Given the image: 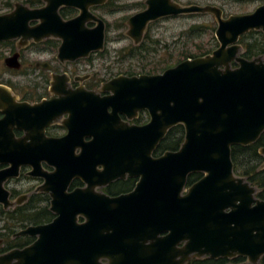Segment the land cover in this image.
I'll list each match as a JSON object with an SVG mask.
<instances>
[{
	"label": "water",
	"instance_id": "water-1",
	"mask_svg": "<svg viewBox=\"0 0 264 264\" xmlns=\"http://www.w3.org/2000/svg\"><path fill=\"white\" fill-rule=\"evenodd\" d=\"M44 1L41 8L17 2L12 11L0 14V40L57 36L62 39L60 58L69 59L102 48L101 28L89 30L83 23L95 18L89 7L106 0ZM145 3L128 19L127 35L135 43L151 22L208 13L216 21L218 46L158 74L115 77L104 84V91L111 92L108 95L82 91L87 131L96 124V111H100L98 118L103 114L104 131L97 140L104 148V181L125 172L139 176V180L127 194L111 197L104 193L97 198L96 194H86L87 201L97 200L98 211L103 213L105 228L100 238L88 235L85 225H76L74 218L64 231L53 230L54 224L31 225L19 234H38L37 239L23 248L0 253V264H185L206 254L247 255L250 264H262L264 200L256 198L255 187L234 172L231 146L253 143L264 130V62L260 57L241 56L238 43L239 37L251 29L264 33V4L252 12L225 17L214 4L183 5L175 0ZM61 6L77 8L79 14L63 20L58 13ZM34 19L39 22L29 26ZM233 62L237 64L234 67ZM66 100L51 98V108H66ZM143 109L150 115L143 125H128L119 117L122 113L132 118ZM59 113H51V118ZM176 125L184 128L180 147L152 156ZM259 152L264 156V146ZM0 160L11 163L10 173L0 170V202L7 206L3 181L33 157L0 155ZM51 160L62 173L63 156H52ZM193 172H203L204 176L185 190L187 176ZM74 195L79 200L67 202L65 194L64 202L57 200L63 211L87 209L83 192ZM95 210L96 204L91 211ZM75 229L82 231L79 234ZM164 231L167 233L159 236ZM100 258L107 262L101 263Z\"/></svg>",
	"mask_w": 264,
	"mask_h": 264
},
{
	"label": "flooded vegetation",
	"instance_id": "flooded-vegetation-1",
	"mask_svg": "<svg viewBox=\"0 0 264 264\" xmlns=\"http://www.w3.org/2000/svg\"><path fill=\"white\" fill-rule=\"evenodd\" d=\"M127 1L106 0L102 4L89 7V11L95 18H88L83 25L89 30L101 28L103 46L90 51L86 56H78L75 59L65 56L60 58L59 49L62 39L53 35L39 40L23 36L0 40V155L21 154V156L33 157L31 162L21 163L15 171L13 170L16 173L13 172L14 174L8 176L2 183L3 188L8 192L7 203L9 204L5 206L4 202H0V253L13 248H23L34 242L38 234H19L28 226L54 224L53 230L64 231V228L70 227L72 218L76 225H85V232L88 235L96 234L100 238L105 228L103 213L98 211L97 200L87 201L86 194H96L97 198L98 194L105 193L115 197L127 194L135 188L139 176H132L128 172H125L123 176L104 181V148H102V142L97 140L98 134L104 131L103 114H100L98 118L100 111H96V124L92 126L91 131H87L88 127L84 118L86 101L83 100L81 93L88 91L98 96L108 95L111 92L104 91V84L115 77L152 75L162 72H159L160 70L149 71L144 66L150 64L143 62L139 64L140 72H136L133 68L113 72L112 65L108 61L104 64L105 68L102 72L94 64V60L97 61L98 56L102 58L106 54V43L112 39L122 40L125 38V34L127 35L129 28L128 19L131 15L123 17L122 21L116 22L113 26L117 29L125 27L124 33H119L116 37H111L112 39L109 38L107 33L112 24L105 21L104 13L111 14L129 8L140 11L146 6V0ZM19 3L30 8H41L45 5L44 0H22ZM6 5H9V9L3 13L12 11L15 6L12 8L8 2ZM220 8L222 9V7ZM58 13L63 20H69L79 14V9L61 6ZM38 22L37 19L31 20L29 26H34ZM152 23L148 24L138 43H135L127 35L134 44L123 48L126 50V56L133 57L134 52L131 49L140 46L145 40L149 25ZM250 31L259 33L260 30L251 29L244 34ZM253 35L248 39L251 41L259 39ZM238 43L241 45L239 40ZM241 49L240 55L245 57L242 45ZM149 50L152 52V48ZM143 56L134 57L141 59ZM255 57H260L264 62V51L251 58H245ZM236 65L235 62L232 63L233 67ZM61 97L68 99L66 100L67 107L60 110L52 109L51 98ZM108 111L110 112V109ZM57 112L60 113L51 118V113ZM119 117L122 122L128 125H143L150 119V115L145 109L139 110L132 118H128L122 113H119ZM95 134L96 143H92ZM158 145L152 152V156L156 157L163 153H155ZM56 155L63 156L64 162L62 163H64L65 169L62 173L57 172L58 165L56 166L51 160L52 156ZM10 167L9 161L0 160V170L7 169L10 173L12 171ZM191 175H193V180L189 183L188 177ZM203 176V172L188 174L185 190ZM245 179L247 180L246 177ZM248 182L255 187V197L264 200L258 195L260 188L250 181ZM80 191L84 194L83 198L86 203L84 206H87V209L84 211H63L62 205L57 200L64 202V194L67 202L72 198L79 200V197L74 194ZM94 204H96V212L91 211ZM76 205L77 203L72 208ZM75 208L77 209V207ZM60 218L61 220H58ZM75 230L79 234L82 231ZM166 233L167 231H164L159 236ZM191 260L203 261L204 264L251 263L247 255L240 254L231 257H210L209 254H206L201 257H193L185 264ZM99 261L106 263L107 259L100 258ZM259 262L264 264V254L260 256Z\"/></svg>",
	"mask_w": 264,
	"mask_h": 264
},
{
	"label": "rangeland",
	"instance_id": "rangeland-1",
	"mask_svg": "<svg viewBox=\"0 0 264 264\" xmlns=\"http://www.w3.org/2000/svg\"><path fill=\"white\" fill-rule=\"evenodd\" d=\"M129 1L131 0H128L127 2ZM175 1L183 5L214 4L222 7L225 16L231 14L248 13L254 10L256 6L264 3V0ZM7 2L13 8L15 3L22 2V0H0V13H3L9 9V5H6ZM136 11H138V9L129 8L128 10H121L116 13H104L105 21L112 24L111 29L108 30L107 33L108 37H116L119 35V33L123 34L125 27L117 29L116 27H113L114 24L118 21H122L121 19H123V17H128L134 14ZM192 26H196L198 28L191 31ZM215 28L216 22L213 15L207 13H191L173 17H165L149 25L147 31L149 36L148 41L150 42L151 47L155 48V50H152V52L150 50L148 53L147 51L144 52V56L141 59L126 56V50L123 48L131 46L134 43L125 34V38L119 41L113 40L111 38L112 40H109L105 45L106 54L102 58L98 56L97 61L94 60V64L97 66V69L102 72H104V64L107 61L112 65L111 70L113 72L127 70L129 68H133L136 72H140L141 67L139 64L142 62L152 65L153 63L161 60V64H163L165 59L167 61L170 58V64L174 66L178 62L184 60L185 55L192 54L193 56H197L202 52H205L210 48L213 49L216 45H218L217 39L215 37ZM253 36L257 38L260 37L258 33L254 34ZM178 58H181V60L178 61ZM147 67L148 66L146 65V68ZM161 71L163 70H160L159 72Z\"/></svg>",
	"mask_w": 264,
	"mask_h": 264
},
{
	"label": "trees",
	"instance_id": "trees-1",
	"mask_svg": "<svg viewBox=\"0 0 264 264\" xmlns=\"http://www.w3.org/2000/svg\"><path fill=\"white\" fill-rule=\"evenodd\" d=\"M196 26H192V30H195ZM256 33L254 31H250L247 34H244L240 37L239 42L244 48L243 55L247 58H251L253 55H257L264 51V34L259 31V39L249 40L248 37H252V35ZM149 36L146 35L145 40L140 44V46H136L132 48L134 56L140 57L144 55V52L151 49L150 42L148 41ZM151 39V38H150ZM218 45H216L213 49H215ZM212 48L202 52L197 56H203L205 54L210 53ZM152 50H155L153 47ZM192 54L185 55L184 59L197 57ZM178 61L181 58L177 59ZM155 62L152 65H147V69L149 71H159L164 70L169 66H172L170 63V58L166 61ZM161 64V65H160ZM160 65V66H159ZM159 66V67H158ZM146 67V65L144 66ZM184 139V128L182 125H176L172 127L163 138L160 145H158L155 153H162L167 150H177ZM264 145V132L257 139V141L250 143L248 145H232L231 146V160L233 162V169L235 173L238 175H243L250 181L252 184L256 185L260 188L258 195L264 198V157L259 153V148ZM193 175L188 177V182H192ZM187 264H204L203 261L199 260H191Z\"/></svg>",
	"mask_w": 264,
	"mask_h": 264
}]
</instances>
